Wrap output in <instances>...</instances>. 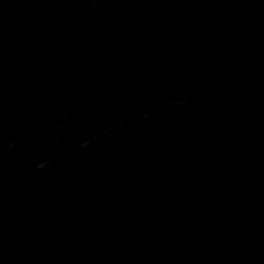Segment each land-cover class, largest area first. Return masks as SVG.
<instances>
[{
  "label": "water",
  "instance_id": "water-1",
  "mask_svg": "<svg viewBox=\"0 0 264 264\" xmlns=\"http://www.w3.org/2000/svg\"><path fill=\"white\" fill-rule=\"evenodd\" d=\"M0 264H264V0H0Z\"/></svg>",
  "mask_w": 264,
  "mask_h": 264
}]
</instances>
